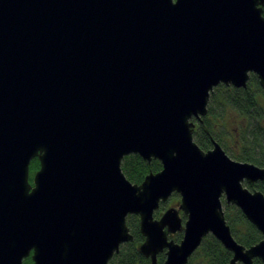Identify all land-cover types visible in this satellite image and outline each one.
Listing matches in <instances>:
<instances>
[{
  "label": "water",
  "instance_id": "water-1",
  "mask_svg": "<svg viewBox=\"0 0 264 264\" xmlns=\"http://www.w3.org/2000/svg\"><path fill=\"white\" fill-rule=\"evenodd\" d=\"M262 4L0 0V264H108L132 240L128 215L151 264H187L208 234L228 264H264V195L243 185L264 168L192 136L215 87L251 74L264 87ZM130 154L161 169L131 183ZM174 193L177 208L155 218ZM222 198L261 240H235Z\"/></svg>",
  "mask_w": 264,
  "mask_h": 264
},
{
  "label": "trees",
  "instance_id": "trees-1",
  "mask_svg": "<svg viewBox=\"0 0 264 264\" xmlns=\"http://www.w3.org/2000/svg\"><path fill=\"white\" fill-rule=\"evenodd\" d=\"M229 112L234 113L240 121L237 135L227 132L228 117L236 119L229 115ZM192 136L193 141L202 150L210 149L213 140L222 147L225 153L227 149L223 140H228L230 137L235 143L234 140L237 137L240 150L238 154L229 152L230 157L239 162H249L264 168V87L259 85L256 76L250 75L245 88L222 84L215 87L209 96L207 113L201 122L196 123ZM38 167V160L32 159L29 165L30 182ZM160 169L161 164L157 160H152L148 164L135 154L125 156L121 161L123 174L135 184H140L149 172L155 173ZM249 187L261 191L264 195V181L256 182ZM162 206L163 204H160L159 209H162ZM223 211L231 234L239 244L250 247L261 240V234L246 220L236 206L225 205ZM126 225L132 235V240L122 244L119 252L114 254L108 264H151L150 259L143 257L137 249L143 241V236L139 232L138 216L128 215ZM181 237L182 235L178 234L176 239L180 241ZM230 258L231 253L224 249L211 234H208L187 264H228ZM164 259V253L158 254L157 264H163ZM22 264H31V261L26 259ZM253 264H261V262L255 258Z\"/></svg>",
  "mask_w": 264,
  "mask_h": 264
},
{
  "label": "rangeland",
  "instance_id": "rangeland-1",
  "mask_svg": "<svg viewBox=\"0 0 264 264\" xmlns=\"http://www.w3.org/2000/svg\"><path fill=\"white\" fill-rule=\"evenodd\" d=\"M229 115L234 116V117L236 116L232 112H229ZM235 118H236L235 119L236 121L234 120V118L228 117L229 126L227 128V132L228 133H234V134L237 135V128L240 125V121L237 119V117H235ZM234 141H235V143L233 142L232 139H230V137H229L228 140L227 139L223 140V143H224V145L226 146V149H227L226 153H227V155L229 157H230L229 152H233L234 154H238V151L240 150V146H239V142L237 140V137H236V139ZM230 158L234 160V158H232V157H230ZM243 185L245 187H247L251 191L255 189L253 187H249L252 184H249L246 181L243 182ZM179 202H180V196L177 195V194H173L166 202L160 203V204H163V206L161 207L162 209H159L158 212H156V213L154 212V217H159V215H161L162 212L165 209L169 208V207H176L177 208V206L179 205ZM225 205H227V204L225 203L224 199L222 198L223 210H224ZM179 214H180L181 217H184V215L182 214L181 211L179 212ZM178 234L182 235V232H176L174 234H171V235H169V238L174 240L175 242H178V240L176 239Z\"/></svg>",
  "mask_w": 264,
  "mask_h": 264
},
{
  "label": "flooded vegetation",
  "instance_id": "flooded-vegetation-1",
  "mask_svg": "<svg viewBox=\"0 0 264 264\" xmlns=\"http://www.w3.org/2000/svg\"><path fill=\"white\" fill-rule=\"evenodd\" d=\"M259 7L261 8V15L264 17V4L260 5ZM38 168H39V167H38ZM38 168H37V169H38ZM254 190H255V189H254ZM182 219H183V221L185 220L184 217H182ZM26 259H30V257H27V258L23 259V261L26 260ZM30 261H31V259H30ZM31 264H32V261H31Z\"/></svg>",
  "mask_w": 264,
  "mask_h": 264
}]
</instances>
